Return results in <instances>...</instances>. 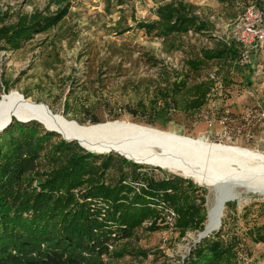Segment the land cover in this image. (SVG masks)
<instances>
[{
  "label": "trees",
  "instance_id": "16d2710c",
  "mask_svg": "<svg viewBox=\"0 0 264 264\" xmlns=\"http://www.w3.org/2000/svg\"><path fill=\"white\" fill-rule=\"evenodd\" d=\"M262 1L253 5L264 12ZM70 3L49 0L54 14L34 12L1 27L0 51L18 50L24 41L58 26ZM156 16L157 21L137 28L154 33L166 54L177 51L189 32L211 38V24L181 2L160 7ZM214 39L213 48L186 58L180 72L156 63L160 67L155 78L129 115L149 126L177 116L192 120L210 106L213 112L218 110L233 75L246 72L245 80L251 84L257 55L245 54L233 40ZM245 56L249 63L242 62ZM4 87L6 94L9 89ZM252 111L260 117L259 102ZM205 193L193 181L168 171L115 153H90L37 122L13 121L0 133V264H105L106 258L124 255L116 253L117 242L130 240L142 228L169 229L180 238L202 232L207 221ZM230 207L236 212V203ZM246 241L264 246V224H252L243 237L231 228L212 232L194 245L182 264H249L240 257Z\"/></svg>",
  "mask_w": 264,
  "mask_h": 264
},
{
  "label": "rangeland",
  "instance_id": "374dc122",
  "mask_svg": "<svg viewBox=\"0 0 264 264\" xmlns=\"http://www.w3.org/2000/svg\"><path fill=\"white\" fill-rule=\"evenodd\" d=\"M178 2L192 7L201 20L211 24V38L189 32L177 51L166 54L161 40L154 33L146 34L138 29L137 24L157 21L160 7ZM255 2L258 6L259 0H71L68 15L58 26L34 35L18 50L0 51V96L7 86L8 92L15 90L35 103L45 104L54 114L81 125H90V120L99 123L119 120L257 151L256 138L264 129V121L252 111V105L260 102L261 94L255 78L251 76V84H247L246 72L233 75V84L223 93L224 102L217 106V111L224 113L213 112L210 106L212 111L206 108L192 120L177 116L169 122L158 121L154 126L129 115L146 95L160 65L180 72L186 58L213 48L214 38H228L231 22ZM261 5L264 10V0ZM34 12L54 14L55 8L49 5V0H0V28ZM263 57V53L257 54L253 61L258 63ZM156 63L160 65L155 67ZM214 71L213 67L210 72ZM202 188L206 190L207 216L209 191ZM238 193L235 201L226 203L229 206L223 210L219 230L231 228L243 237L252 224H264V197L243 189H238ZM233 203L236 212L231 211ZM199 233L188 232L180 238L169 229L148 232L142 228L130 240L115 244L116 253L124 254L121 258L104 261L105 264H182ZM245 245L244 253H240L243 261L264 264V246L249 241ZM135 251L147 255L136 258L131 255Z\"/></svg>",
  "mask_w": 264,
  "mask_h": 264
},
{
  "label": "bare ground",
  "instance_id": "6f19581e",
  "mask_svg": "<svg viewBox=\"0 0 264 264\" xmlns=\"http://www.w3.org/2000/svg\"><path fill=\"white\" fill-rule=\"evenodd\" d=\"M25 118L35 119L65 138H76L90 150L112 148L144 166L157 165L206 187L209 206L205 225L212 229L220 225L222 203L235 201L238 189L264 197V153L258 151L119 120L81 125L15 90L0 96V125Z\"/></svg>",
  "mask_w": 264,
  "mask_h": 264
},
{
  "label": "built area",
  "instance_id": "2783aa9c",
  "mask_svg": "<svg viewBox=\"0 0 264 264\" xmlns=\"http://www.w3.org/2000/svg\"><path fill=\"white\" fill-rule=\"evenodd\" d=\"M239 43L245 54L264 55V12L256 6L249 5L231 22V30L228 38ZM243 63L247 62L246 56ZM253 76L257 80L261 100L260 118L264 119V57L256 63L253 61L251 65Z\"/></svg>",
  "mask_w": 264,
  "mask_h": 264
},
{
  "label": "water",
  "instance_id": "95a60500",
  "mask_svg": "<svg viewBox=\"0 0 264 264\" xmlns=\"http://www.w3.org/2000/svg\"><path fill=\"white\" fill-rule=\"evenodd\" d=\"M16 122H18V123H22V124H26V123H29V122H37L38 124H40V125L43 126V124H42L41 122H39V121H37V120H35V119H32V118H25V119H20V120L18 119ZM11 124H12V122L10 121V122H8V123H5V124H3V125H0V133L3 132V131H4L7 127H9ZM44 128H45L47 131H49V132H54V133L60 135V132L57 131V130H55V129H52V128H46V127H44ZM60 136H61V135H60ZM61 137H62L65 141H67V142H72V141L77 142V144H78L81 148H83L84 150H86V151H88V152H90V153H94V154H98V155H103V154L105 155V154L115 153V154H117V155H119V156H121V157H123V158H125V159H127V160H130L128 157H126V155H124L123 153H120L119 151L114 150V149H112V148H109V149H106V150H101V151H93V150H90V149L86 148L85 146H83V144H82L79 140H77L76 138H65V137H63V136H61ZM130 161H133L135 164L142 165L141 163H138V161H134V160H130ZM154 167L163 170V168H161V167H159V166H157V165H155ZM168 172H169V171H168ZM169 173H170V172H169ZM185 179H186V178H185ZM197 185H198V184H197ZM198 186H200V185H198ZM200 187H202V186H200ZM205 188H206V187H205ZM225 204H226V203H222V207H221V210H220V211H221L220 216H221V214H222V212H223V210H224V208H225ZM207 217H208V216H207ZM219 224H220L219 226H221V222H220ZM219 226L216 227V228H214V229H212L209 225H205L203 231L200 232V233L198 234V236H197V240L195 241L194 245H196L197 243H199L202 239L208 237V235L211 234L212 232L219 230V228H220Z\"/></svg>",
  "mask_w": 264,
  "mask_h": 264
},
{
  "label": "crops",
  "instance_id": "0c3cea01",
  "mask_svg": "<svg viewBox=\"0 0 264 264\" xmlns=\"http://www.w3.org/2000/svg\"><path fill=\"white\" fill-rule=\"evenodd\" d=\"M257 139V151L264 153V129L260 132V134L258 135Z\"/></svg>",
  "mask_w": 264,
  "mask_h": 264
}]
</instances>
